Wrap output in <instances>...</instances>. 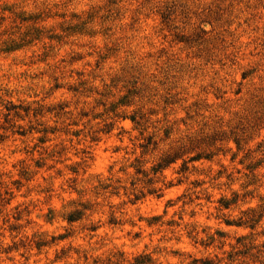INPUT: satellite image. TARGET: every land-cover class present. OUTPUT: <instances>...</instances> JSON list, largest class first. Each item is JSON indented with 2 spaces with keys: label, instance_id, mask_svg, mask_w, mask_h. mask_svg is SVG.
<instances>
[{
  "label": "rangeland",
  "instance_id": "obj_1",
  "mask_svg": "<svg viewBox=\"0 0 264 264\" xmlns=\"http://www.w3.org/2000/svg\"><path fill=\"white\" fill-rule=\"evenodd\" d=\"M138 257L264 264V0H0V264Z\"/></svg>",
  "mask_w": 264,
  "mask_h": 264
},
{
  "label": "trees",
  "instance_id": "obj_2",
  "mask_svg": "<svg viewBox=\"0 0 264 264\" xmlns=\"http://www.w3.org/2000/svg\"><path fill=\"white\" fill-rule=\"evenodd\" d=\"M198 159H200V158H198ZM173 162H174V160L172 161V159H170L168 157V158L164 159L161 163L158 164V166H157V168H156L155 171L158 172L160 170H164L165 168L168 167V165H170ZM220 205H221V207L223 209H229V207L231 206V204L229 202H226V201H223V200L220 202ZM250 213H253V211L250 210ZM260 218L261 217H259L258 219H256L255 216H252L250 219H247V221H245V222H242L241 219H240L239 222H229V221H226V224L228 226H236V227H241L243 225H248L249 224L250 229H253L254 228V225H256L259 222V219ZM73 221H74V219L72 217L68 218V222H73ZM219 236L222 237V235H219ZM239 243H240V241L238 240L237 241V244H239ZM212 244H213V240L209 244H203V245L206 246V247H209ZM143 260H144V258L138 257V258H136L134 260L135 261L134 264H143ZM194 263H196V264L197 263H199V264H214L212 261H209V260H203V261L202 260H199V261L197 260V261H194Z\"/></svg>",
  "mask_w": 264,
  "mask_h": 264
}]
</instances>
